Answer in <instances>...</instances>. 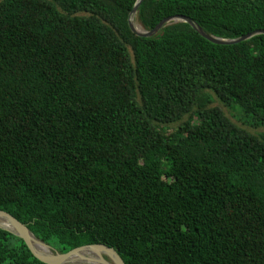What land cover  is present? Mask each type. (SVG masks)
Wrapping results in <instances>:
<instances>
[{
	"label": "trees",
	"instance_id": "trees-1",
	"mask_svg": "<svg viewBox=\"0 0 264 264\" xmlns=\"http://www.w3.org/2000/svg\"><path fill=\"white\" fill-rule=\"evenodd\" d=\"M136 1L0 2V210L61 253L264 264V137L213 97L264 125V34L141 37ZM175 15L221 38L264 30V0H144L136 22ZM0 264L47 263L0 229Z\"/></svg>",
	"mask_w": 264,
	"mask_h": 264
},
{
	"label": "water",
	"instance_id": "water-1",
	"mask_svg": "<svg viewBox=\"0 0 264 264\" xmlns=\"http://www.w3.org/2000/svg\"><path fill=\"white\" fill-rule=\"evenodd\" d=\"M143 1L144 0L136 1L134 9L132 10L129 17V24L132 31L141 37H153L158 34L166 25L178 22L189 23L204 38L219 45H234L249 40L256 35L264 34V30H256L252 33L237 38L216 37L206 32L192 18L184 15L169 16L160 21L154 29L145 30L136 22V15ZM0 229L6 230L24 239L34 256L47 264H73L77 262L87 264H112V262L108 260L104 255L110 257L113 262L116 260L118 264H126L118 250L106 244H89L77 247L67 253H61L44 240L38 238L30 229L29 225L24 224L14 215L4 210H0ZM93 249H98L100 254L98 256L90 257H82L81 255H79L78 258H76V255L80 253L86 254L88 252H91Z\"/></svg>",
	"mask_w": 264,
	"mask_h": 264
},
{
	"label": "rangeland",
	"instance_id": "rangeland-1",
	"mask_svg": "<svg viewBox=\"0 0 264 264\" xmlns=\"http://www.w3.org/2000/svg\"><path fill=\"white\" fill-rule=\"evenodd\" d=\"M3 0H0V2ZM214 97V104L221 107L225 114L232 120L234 121L236 124H238L239 126H241L242 128H244L245 130H247L248 132H250L253 135L259 136V137H264V125H253L251 124V122L249 121V117H247L240 108L238 107H228L225 106L217 96H213ZM252 120V119H251ZM177 124L174 125H170L168 126V129L170 131H172V129L176 128ZM108 260H110L112 262V260L110 259V257H108L107 255H104ZM74 264V263H73ZM75 264H87V263H81V262H77Z\"/></svg>",
	"mask_w": 264,
	"mask_h": 264
},
{
	"label": "bare ground",
	"instance_id": "bare-ground-1",
	"mask_svg": "<svg viewBox=\"0 0 264 264\" xmlns=\"http://www.w3.org/2000/svg\"><path fill=\"white\" fill-rule=\"evenodd\" d=\"M100 254V252L98 251V249H93L91 252H88V253H80V254H78V255H76V258H78V256L79 255H81L82 257L83 256H87V257H90V256H98ZM103 254V253H102ZM116 261V260H115ZM113 262L112 261V264H118V262L116 261V262ZM75 264V263H74Z\"/></svg>",
	"mask_w": 264,
	"mask_h": 264
}]
</instances>
